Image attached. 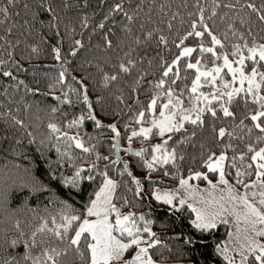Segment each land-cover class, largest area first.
<instances>
[{
  "label": "snow or ice",
  "instance_id": "snow-or-ice-1",
  "mask_svg": "<svg viewBox=\"0 0 264 264\" xmlns=\"http://www.w3.org/2000/svg\"><path fill=\"white\" fill-rule=\"evenodd\" d=\"M0 264H264V0H0Z\"/></svg>",
  "mask_w": 264,
  "mask_h": 264
}]
</instances>
